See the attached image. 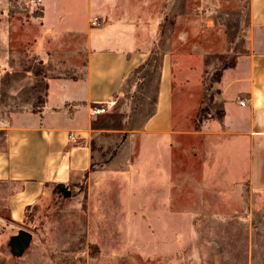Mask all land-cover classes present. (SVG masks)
I'll use <instances>...</instances> for the list:
<instances>
[{
  "label": "rangeland",
  "instance_id": "1",
  "mask_svg": "<svg viewBox=\"0 0 264 264\" xmlns=\"http://www.w3.org/2000/svg\"><path fill=\"white\" fill-rule=\"evenodd\" d=\"M175 5L146 63L93 123L110 131L93 137V176L70 184V196L52 187L22 222L10 216L17 185L0 180V264H264V137L194 135L214 119L206 105L222 110L220 66L247 51L248 0ZM45 6L48 21L57 0ZM62 33L44 35L42 0H0V150L12 114L43 107L49 79L83 76L86 37ZM164 54L176 63L180 134L170 159L138 163L135 131L154 111ZM205 88L209 103L202 104ZM200 105L206 119L196 129ZM20 230L32 241L13 258L7 242Z\"/></svg>",
  "mask_w": 264,
  "mask_h": 264
},
{
  "label": "crops",
  "instance_id": "2",
  "mask_svg": "<svg viewBox=\"0 0 264 264\" xmlns=\"http://www.w3.org/2000/svg\"><path fill=\"white\" fill-rule=\"evenodd\" d=\"M42 1L45 36L59 30L85 35V72L78 78L49 79L43 107L13 113L4 128L0 180L17 185L9 198L15 222H22L26 207L40 202L55 185L69 186L93 176V137L110 131L94 127L99 116L91 115V107L113 106L125 83L146 63L148 47L155 43L154 34L165 16L169 21L176 13V0H57L56 15L47 21L46 0ZM246 32V53L222 73V123L211 119L207 131L194 135L253 142L264 133V0H248ZM175 65L171 55H163L154 111L135 131L141 136L138 163L149 156L170 159L172 141L180 134L174 123ZM133 149L128 142L124 152L131 154Z\"/></svg>",
  "mask_w": 264,
  "mask_h": 264
},
{
  "label": "trees",
  "instance_id": "3",
  "mask_svg": "<svg viewBox=\"0 0 264 264\" xmlns=\"http://www.w3.org/2000/svg\"><path fill=\"white\" fill-rule=\"evenodd\" d=\"M235 64H236V60L235 61H232V62H230V63H228V64H226V63H223L221 66H220V81H221V78H222V73H223V71L224 70H226V69H228V68H232V67H234L235 66ZM208 101V103H209V95H208V89L207 88H205V92H204V96H203V102H202V104L203 103H205V102H207ZM203 105H200V108H199V110H198V112H197V115H196V117H195V127H196V129H198V128H200L201 126H202V124H203V122L205 121V119H206V117L204 116V108L202 107ZM207 107H208V110H210L212 113H213V118L214 119H216L217 121H219L220 123H222V120H223V117H224V110H223V107H222V105H221V107H222V110H218V111H216V110H214V108H212V105H206ZM208 114V113H207ZM205 115H206V113H205ZM93 170V169H92ZM87 177V175L84 177V178H86ZM62 186L63 185H61V184H59V185H55V187H54V189H56V190H58V191H61V193L62 194H64L63 192H62ZM36 205V204H35ZM35 205H32V206H28V207H26V209H25V217H24V220L26 219V213H27V211L31 208V207H33V206H35Z\"/></svg>",
  "mask_w": 264,
  "mask_h": 264
},
{
  "label": "water",
  "instance_id": "4",
  "mask_svg": "<svg viewBox=\"0 0 264 264\" xmlns=\"http://www.w3.org/2000/svg\"><path fill=\"white\" fill-rule=\"evenodd\" d=\"M62 192L66 196H70L68 186H62ZM32 236L27 232L20 230L17 235H13L9 238L7 246L13 258L22 257L30 248Z\"/></svg>",
  "mask_w": 264,
  "mask_h": 264
},
{
  "label": "built area",
  "instance_id": "5",
  "mask_svg": "<svg viewBox=\"0 0 264 264\" xmlns=\"http://www.w3.org/2000/svg\"><path fill=\"white\" fill-rule=\"evenodd\" d=\"M96 22L97 19L93 21V24H96ZM241 105H245V103L242 102ZM90 110L91 115L93 116H98L107 112V108L104 106V104L92 106ZM262 136L264 137V133L262 134Z\"/></svg>",
  "mask_w": 264,
  "mask_h": 264
}]
</instances>
